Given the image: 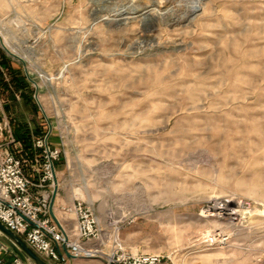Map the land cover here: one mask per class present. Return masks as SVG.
I'll use <instances>...</instances> for the list:
<instances>
[{"label":"rangeland","instance_id":"374dc122","mask_svg":"<svg viewBox=\"0 0 264 264\" xmlns=\"http://www.w3.org/2000/svg\"><path fill=\"white\" fill-rule=\"evenodd\" d=\"M0 35V125L28 161L61 151L59 218L79 200L133 255L264 264V0H0ZM225 200L251 210L203 217Z\"/></svg>","mask_w":264,"mask_h":264},{"label":"built area","instance_id":"2783aa9c","mask_svg":"<svg viewBox=\"0 0 264 264\" xmlns=\"http://www.w3.org/2000/svg\"><path fill=\"white\" fill-rule=\"evenodd\" d=\"M31 153L33 176L26 171L30 163L26 151L14 138H6L0 125V222L48 264L78 260H101L104 264H177L161 254L129 253L119 238L122 228L119 223L113 217L101 221L82 201L61 205L58 209L63 217L59 218L54 193L61 151L44 137L34 141ZM215 207L219 214L215 219L232 225L251 210V205L245 202L233 207L231 201H216L205 209L204 216ZM68 214L74 218H68ZM230 236L220 230L204 240L205 248L226 246ZM0 264L24 263L15 256L10 263L0 261Z\"/></svg>","mask_w":264,"mask_h":264},{"label":"water","instance_id":"95a60500","mask_svg":"<svg viewBox=\"0 0 264 264\" xmlns=\"http://www.w3.org/2000/svg\"><path fill=\"white\" fill-rule=\"evenodd\" d=\"M58 194L55 190L54 199ZM0 234L3 236L4 244L17 256L24 264H48L38 256L27 243L18 235L10 231L0 222Z\"/></svg>","mask_w":264,"mask_h":264},{"label":"crops","instance_id":"0c3cea01","mask_svg":"<svg viewBox=\"0 0 264 264\" xmlns=\"http://www.w3.org/2000/svg\"><path fill=\"white\" fill-rule=\"evenodd\" d=\"M14 257V253L5 244L0 243V261L10 263Z\"/></svg>","mask_w":264,"mask_h":264},{"label":"bare ground","instance_id":"6f19581e","mask_svg":"<svg viewBox=\"0 0 264 264\" xmlns=\"http://www.w3.org/2000/svg\"><path fill=\"white\" fill-rule=\"evenodd\" d=\"M0 38H1V35H0ZM5 45H7L8 46V44H7V42H5ZM10 45V44H9ZM6 46V47H7ZM222 204H224V203H222ZM226 206H228L227 204H226ZM217 207H215V208H211L210 209V211H208L207 212V214L205 213V216L204 217H206V218H215V217H219V214L217 213Z\"/></svg>","mask_w":264,"mask_h":264},{"label":"trees","instance_id":"16d2710c","mask_svg":"<svg viewBox=\"0 0 264 264\" xmlns=\"http://www.w3.org/2000/svg\"><path fill=\"white\" fill-rule=\"evenodd\" d=\"M3 83L2 77L0 75V85Z\"/></svg>","mask_w":264,"mask_h":264}]
</instances>
